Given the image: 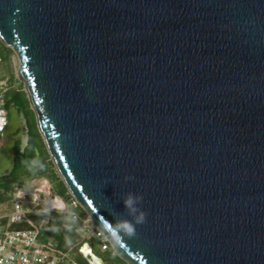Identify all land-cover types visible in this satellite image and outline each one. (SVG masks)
<instances>
[{
	"label": "water",
	"instance_id": "water-1",
	"mask_svg": "<svg viewBox=\"0 0 264 264\" xmlns=\"http://www.w3.org/2000/svg\"><path fill=\"white\" fill-rule=\"evenodd\" d=\"M0 41L95 227L106 237L123 194L143 196L137 237H106L120 259L264 264V0H0Z\"/></svg>",
	"mask_w": 264,
	"mask_h": 264
},
{
	"label": "built area",
	"instance_id": "built-area-1",
	"mask_svg": "<svg viewBox=\"0 0 264 264\" xmlns=\"http://www.w3.org/2000/svg\"><path fill=\"white\" fill-rule=\"evenodd\" d=\"M11 87L7 79H0V119L4 121L3 127H0V141L1 134L8 123L4 104L6 94ZM55 197L60 198L53 193V188L45 177H33L25 187L23 181L13 184L10 192L12 211L0 216V264H81L72 255V246L60 248L55 242L45 244L39 241L40 228L50 221L49 212L63 208V211L70 213L61 198L63 205L56 206L52 203L51 199ZM77 204L72 198L70 205ZM39 212L45 213L35 220L33 216ZM70 218L74 224L76 223L74 231L81 241L92 247L90 242L96 238L101 251L109 247L106 237L95 227L89 217L80 218L75 214V219L72 216ZM21 222H26L28 226L11 228V225Z\"/></svg>",
	"mask_w": 264,
	"mask_h": 264
},
{
	"label": "rangeland",
	"instance_id": "rangeland-1",
	"mask_svg": "<svg viewBox=\"0 0 264 264\" xmlns=\"http://www.w3.org/2000/svg\"><path fill=\"white\" fill-rule=\"evenodd\" d=\"M0 79L4 78L9 81L11 84V89L7 92L6 97H5V103H7V100L11 97L14 96L15 90L22 91L24 93V97L26 98V94L23 91V84L19 81L16 75V69H17V58L13 51H11L9 48L4 46L1 41H0ZM22 104V103H21ZM24 105V103L22 104ZM27 105V106H26ZM25 106V111L27 113V117L29 119V125L33 123L34 121V126L36 131L40 135V151L42 152L43 155H45L47 161L50 160L49 154L47 152L46 146L44 144L43 138L38 130L37 122H36V117L34 112L32 111L30 104L26 98V104ZM53 165V164H52ZM50 170L48 173L44 176H39V177H45L48 179L50 182L52 188H53V193L58 195L64 202L66 203L67 208L69 209L70 213L66 211H60V210H55L53 212L57 213L58 219L61 221V223H68L72 222L70 218V214L74 213L78 215L80 218H88L86 212L82 209L80 205L76 206H71V196L62 182L61 178L57 174L54 165L49 168ZM10 175L9 176H4L0 177L4 181L10 180ZM34 176H26L23 174L21 176V180L24 182V187L27 186L28 181L33 178ZM12 211V204L10 201V192L5 194V200L3 202H0V216L6 215ZM37 215V214H36ZM35 215V216H36ZM74 223V222H73ZM76 223L74 224V226ZM74 229V228H73ZM75 232V231H74ZM73 236V235H72ZM73 240L69 242V245L67 247L72 246L73 251L72 255L76 257L78 254L79 249L82 247V245L85 243L84 241H81V238H79L76 234L73 236ZM94 252L99 255L107 264H126L122 259H120L115 252L113 251L112 247L110 246V249L107 251H101L100 250V244L99 241L96 238H93L92 241L90 242ZM85 249V248H84Z\"/></svg>",
	"mask_w": 264,
	"mask_h": 264
},
{
	"label": "trees",
	"instance_id": "trees-1",
	"mask_svg": "<svg viewBox=\"0 0 264 264\" xmlns=\"http://www.w3.org/2000/svg\"><path fill=\"white\" fill-rule=\"evenodd\" d=\"M14 96L17 97V100H19L20 103H24V105L26 104V98L24 97V93L22 91L15 92ZM4 105L6 107L7 103H5ZM40 139V135L36 131L33 121V123L30 124L29 143L25 147V149L20 150L19 145L14 146L15 161L13 171L10 175V180L4 181L2 178H0V202H3L5 200L6 193L11 192L14 183L22 181L20 178L23 174L29 177L44 176L50 170L49 168L53 166L51 160L47 161L45 155H43L40 151ZM35 149H38V155H36ZM33 162H35V164L37 165L36 167L31 166ZM44 213L45 212H39L37 216H33V218L35 220L39 219ZM49 215L50 221L48 222V224L40 228L39 241L45 244H47L48 242H55L60 248L67 247L69 245V242L73 240V236L75 235L73 229L75 227L74 223H61V221L58 219L57 213L55 212H49ZM27 226L28 224L26 222H21L11 225V228L17 229L25 228ZM109 249L110 246L103 251H107ZM76 259L81 264H87L79 251L76 255Z\"/></svg>",
	"mask_w": 264,
	"mask_h": 264
},
{
	"label": "clouds",
	"instance_id": "clouds-1",
	"mask_svg": "<svg viewBox=\"0 0 264 264\" xmlns=\"http://www.w3.org/2000/svg\"><path fill=\"white\" fill-rule=\"evenodd\" d=\"M4 121L0 119V127H3ZM32 167H36L35 162L32 163ZM134 177L125 176L124 180H132ZM124 204V212L114 217V222L103 220L102 229L115 245H120L123 238L133 239L137 237L138 233L136 227L146 222L147 213L143 211L139 205L143 202V196L141 194H133L132 192L124 193L121 198ZM64 209H60L63 211ZM75 219V214H70ZM130 217L131 219H129Z\"/></svg>",
	"mask_w": 264,
	"mask_h": 264
},
{
	"label": "flooded vegetation",
	"instance_id": "flooded-vegetation-1",
	"mask_svg": "<svg viewBox=\"0 0 264 264\" xmlns=\"http://www.w3.org/2000/svg\"><path fill=\"white\" fill-rule=\"evenodd\" d=\"M17 91L18 90H15V92ZM13 109H15L18 112V114L21 112L23 113V117L18 118V124H17L18 128L15 132V136L17 139L15 142V145H19L20 150H24L25 147L28 145L29 139H30V125H29V119L27 117V113L25 111V106L22 105L20 101L17 100V97L15 96L7 100V106H6L7 118H8V111L13 110ZM25 136H27L26 142H24ZM21 145H22V148H21ZM35 152H36V155H38V149H35Z\"/></svg>",
	"mask_w": 264,
	"mask_h": 264
},
{
	"label": "bare ground",
	"instance_id": "bare-ground-1",
	"mask_svg": "<svg viewBox=\"0 0 264 264\" xmlns=\"http://www.w3.org/2000/svg\"><path fill=\"white\" fill-rule=\"evenodd\" d=\"M17 124H18V117L14 116L12 119V125H14V127H17ZM3 145H4V143L2 142L0 144V147H3ZM9 166H10V156H9V154H7V152H5L3 165L0 166V172L3 173L5 171H7L9 169ZM51 201L56 206L63 205L62 200H60V198H58V197L52 198ZM84 251H86V249Z\"/></svg>",
	"mask_w": 264,
	"mask_h": 264
}]
</instances>
